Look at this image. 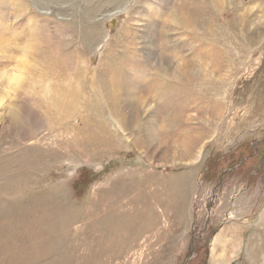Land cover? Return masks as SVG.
<instances>
[{
    "label": "rangeland",
    "instance_id": "rangeland-1",
    "mask_svg": "<svg viewBox=\"0 0 264 264\" xmlns=\"http://www.w3.org/2000/svg\"><path fill=\"white\" fill-rule=\"evenodd\" d=\"M262 28L264 0H0V34L39 40L41 75L77 83L71 108L0 104V264H248L253 249L264 264L263 235L248 241L264 213ZM178 124L203 138L158 141Z\"/></svg>",
    "mask_w": 264,
    "mask_h": 264
},
{
    "label": "bare ground",
    "instance_id": "bare-ground-1",
    "mask_svg": "<svg viewBox=\"0 0 264 264\" xmlns=\"http://www.w3.org/2000/svg\"><path fill=\"white\" fill-rule=\"evenodd\" d=\"M185 3V2H184ZM180 5H181V3H180ZM251 5V4H250ZM255 5V4H254ZM202 6V5H201ZM252 6V5H251ZM254 7V6H253ZM252 7V8H253ZM199 8V7H198ZM197 8V9H198ZM253 9H251L250 11H252ZM199 11H201V10H199ZM174 13H175V15H176V24L177 25H184V26H186V27H188L187 26V24H189V21H190V17H191V13H190V11H188V10H185V9H183V8H180V7H177V8H175L174 9ZM173 13V14H174ZM199 14V13H198ZM194 15V14H193ZM192 15V16H193ZM176 26V25H175ZM259 33H260V35H264V28H262V29H259ZM262 37V36H261ZM185 67V66H184ZM183 67V68H184ZM140 69V68H139ZM141 70V69H140ZM183 70V69H182ZM180 71V70H179ZM143 72V71H142ZM179 73V72H178ZM182 73V72H181ZM144 74V73H143ZM142 74V75H143ZM165 74V73H164ZM180 74V73H179ZM187 74V73H186ZM185 75V74H184ZM46 75H44V77H45ZM59 76V75H58ZM51 80H53V85H52V89H53V91H52V95L50 96V97H48L47 99H43L44 100V102H45V104L47 105V106H49L50 104L49 103H53V106H54V103H55V106L57 107V109H63V108H65V105L67 106V108H71V99L69 98V97H71V96H69V95H73V92H74V89L75 88H77V83L75 82V80L74 81H72L71 82V80H67V82H69L68 84H66V86H63V89H62V87L60 86V83H61V81H58L57 79H51ZM189 81V80H188ZM65 82V81H64ZM180 82V81H179ZM63 83V82H62ZM66 83V82H65ZM147 84V83H146ZM146 84H144L143 86H141V92H143V91H145L146 89L145 88H147L148 86V84L146 85ZM63 85V84H62ZM133 86H134V84H132ZM139 85V84H138ZM175 86V85H174ZM172 87V86H171ZM108 92H106V93H109V95H110V97H111V99L114 101V104H115V115L118 117L117 119H115V115H113V117L114 118H112V121L115 123V125H116V127H118L120 130H121V132H125V129L123 128V123H122V120H121V116H120V114H123V113H121V111L117 108V106L120 104V99H121V97H122V94H120V91H119V89H118V83H117V81H112V82H110V84L108 85ZM168 89H170V87H167V88H164V90L160 93V100H162L163 101V105H165V104H167V103H169L170 101H171V95L168 93ZM173 89V88H172ZM62 90V97L64 98V99H62L61 98V96H60V93L61 92H59V91H61ZM125 90V89H124ZM171 92V91H170ZM106 95V94H105ZM125 95H128V96H131V98H132V101L136 104V105H138V106H140V107H146V105H147V111H151L152 110V106H148V104H145L144 103V101H143V104L140 102V100L142 99L141 97H139V96H137L136 94H134V93H132V92H128V93H126ZM159 95V94H158ZM65 96V97H64ZM124 96V95H123ZM110 100V99H109ZM110 103V102H109ZM156 103V102H155ZM107 104H108V100H107ZM63 105V106H62ZM155 105V104H154ZM17 106V109H18V111L21 109V113H24V109H23V107L22 106H18V105H16ZM52 106V105H51ZM54 106V109L55 110H57L56 109V107ZM166 106H168V105H166ZM181 108V107H180ZM118 109V110H117ZM164 109V108H163ZM58 110V111H59ZM15 111V110H14ZM64 111H66V110H64ZM67 112V111H66ZM182 112H183V110H182ZM185 113V112H184ZM178 111L176 112H174V113H171V114H169L168 115V118H170V124H174L175 123V120H176V117L178 116ZM182 114V113H181ZM63 116H64V114H63ZM180 117H181V115H180ZM198 117V116H197ZM199 119V118H198ZM181 120V119H180ZM207 120V119H206ZM160 121V120H159ZM193 121V120H192ZM203 123H205V122H203ZM174 126V125H173ZM189 126V125H188ZM174 128V127H173ZM194 128H184L183 126H181L180 124H178V127L176 128V129H171V130H169V132L171 133L170 134V136L172 137V138H166V137H164V134H163V136L162 137H159L158 138V141H162V140H166V141H170L171 142V139H172V142L175 144V146L176 147H178V145L179 146H184V147H188V146H194L195 145V143H196V141L197 140H201V138H203V135L202 134H200V133H197V132H195L194 130H193ZM181 133V134H180ZM127 134V133H126ZM161 135V134H160ZM127 139H128V137H126ZM129 144V143H128ZM120 147V146H119ZM159 151V150H158ZM134 153V152H133ZM197 153H198V151H197ZM135 154V153H134ZM194 154V153H193ZM192 154V155H193ZM162 155V154H161ZM145 157L149 160V162H150V164H152V165H156V167H159L160 166V164L162 163V161L157 157H149V156H147L146 154H145ZM164 157H165V155H164ZM181 157H183V156H180L179 155V157L177 158V161H186L185 159H183V160H181ZM164 161H165V159H164ZM194 160H192L191 161V156H190V159H189V161L187 162V163H189V164H191L192 162H193ZM181 170H185V167H181ZM147 172V171H146ZM155 172H157V171H155ZM158 173H161V172H158ZM173 173H175V172H173ZM172 173V174H173ZM146 174V173H145ZM162 174V173H161ZM164 177V176H163ZM169 177V176H168ZM172 184V183H171ZM186 184L187 183H183L182 184V186H186ZM187 197V196H186ZM259 220H260V223L256 226V228H255V230H257L258 231V233H256L255 235H253V236H251L250 237V239L248 240L249 241V243L253 246V248H255V246L257 245V243H256V241L259 239L258 237L260 236V235H263V244L261 245V247H260V249H259V253H264L262 250H261V248H263V250H264V213L262 214H260V218H259ZM222 231H224V230H222ZM224 232H222L221 233V231H220V233L216 236V238H215V241L221 236V237H223L224 236ZM247 236V235H246ZM256 238H257V240H256ZM215 243V242H214ZM255 243V244H254ZM260 245V244H259ZM213 250H214V247H213ZM212 250V251H213ZM215 251V250H214ZM216 252V251H215ZM226 253V252H225ZM249 253H251V255H252V258H253V260H250L249 262H248V264H254L255 263V258L256 257H258V254H257V252H256V249H253V250H250L249 251ZM223 255H221V256H225L224 255V253H222ZM264 255V254H263ZM212 258H214V256L212 255ZM225 258V257H224ZM221 259V257L219 258V261H220V264H226V262H227V260L226 259ZM212 261H213V259H212Z\"/></svg>",
    "mask_w": 264,
    "mask_h": 264
},
{
    "label": "clouds",
    "instance_id": "clouds-1",
    "mask_svg": "<svg viewBox=\"0 0 264 264\" xmlns=\"http://www.w3.org/2000/svg\"><path fill=\"white\" fill-rule=\"evenodd\" d=\"M40 44L39 40L0 34V57H3V63H0V104L15 101L21 95L40 99L52 95L53 80L41 75Z\"/></svg>",
    "mask_w": 264,
    "mask_h": 264
}]
</instances>
